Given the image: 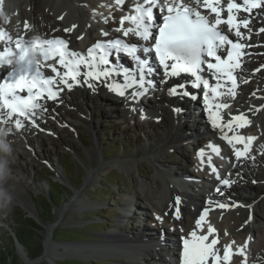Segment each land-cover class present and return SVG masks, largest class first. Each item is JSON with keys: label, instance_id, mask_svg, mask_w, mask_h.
I'll return each instance as SVG.
<instances>
[{"label": "rangeland", "instance_id": "374dc122", "mask_svg": "<svg viewBox=\"0 0 264 264\" xmlns=\"http://www.w3.org/2000/svg\"><path fill=\"white\" fill-rule=\"evenodd\" d=\"M57 1L58 0H22L21 3L22 8L27 15H29V12L30 14L31 12L36 13L39 20V26L43 24L49 28L51 22H46L43 19V16H47L49 13L51 15L52 12L53 15H56L57 12L63 9L65 14L57 17L60 18L63 23L64 21H67L66 24H70V20H72L71 23L75 25L76 20L79 18L76 9L78 7L75 5L67 6L65 4L66 0H63L64 2L62 0ZM77 1H80V4L84 7L92 4L90 3L92 2L90 0ZM63 4L64 6L66 5L65 8L61 7ZM59 7H61L60 10ZM10 11L11 10L6 9L4 12L5 14H8ZM16 16L17 13L15 14V19ZM40 19L42 21H40ZM69 26L65 25L62 28L55 27L50 30V32L60 31L63 33V31L65 32V28H68ZM253 31L254 30H252L251 33H245V35L254 34ZM258 37L259 36H257V39L254 42L264 41V34L259 38ZM261 37L263 39H261ZM261 45V48L263 47V56H260L259 60L252 61L247 71H250V69L257 64L264 63V43ZM260 73L264 75L263 71ZM260 73V76L256 75L254 78L252 77L253 79L249 82V88L263 86L262 81L264 79L262 78H264V76L262 77ZM258 77L262 78L260 79ZM246 92L247 91L242 94V97L240 98L241 100L236 103L240 108L246 107L247 102L244 101L248 97ZM83 93V98H79V93L74 94L75 96L72 98L66 96L63 103H60L62 106L57 105L58 107H56L58 108V115L48 114L45 116L47 120L46 125H43V128L50 131L51 135L47 137L41 135V137L37 138L36 136H33V133L31 135V132L28 129L27 133L26 131L25 133H22L24 139L30 137V140L32 141L29 143V146L26 147L28 151L25 149L27 144L26 142H23V140L20 141L26 145H12L11 149L15 153V162L30 167V169L26 168V171L29 170L28 175L30 178L27 175H24L25 177L20 175V177H22L24 181H27L25 188L28 190L27 194L30 198L29 201L31 206H26L28 208L26 209L23 205L15 203L11 206L8 213L2 214L5 219L4 222H0V239H8V236L14 233V229L19 227V219H39L38 215H36V205L40 200H43V198L49 197L51 187H59L58 185L60 184L62 189L67 192H60L63 195V200L61 201L60 206L55 207L53 211H51L50 215L52 216L53 221H49L46 224L39 221L40 227L41 225H54L52 228L53 230L49 229V233H46L42 227L40 229L41 231L38 232V243H42L45 240V237L48 236L49 239L46 242L53 243L55 246L52 250V258L47 261L50 263L52 262L53 264H79V262L89 264L94 262L100 264H118L113 259L117 258L116 256L114 257L111 254L106 253L105 257H98L96 254L97 252L91 251L90 249L92 248H89V246H98L105 241V237L104 239H101L98 238L99 235L107 236L110 233H119L125 236L128 235L131 238L139 235V228H142L146 224L148 226L150 225L146 219L149 220L151 218L152 220L155 215L151 205L156 197L158 200L157 191H163L164 177L161 175L158 176L156 179L157 187L154 184L142 187V183L150 181L156 173L154 163L149 160L148 157H142V154L144 149L153 142H157L162 146V135L167 128L163 123L137 124L132 116L129 119V116L122 114L121 111H113V109H111L113 104L108 102L110 100H107L104 94L99 93V97H101L99 100V97H97L96 94L88 93L87 95L84 90ZM86 116L88 117L86 118ZM253 123L254 122H252L249 129L248 127L245 128V133L247 132L250 134L251 132L252 135L255 134L260 136L259 128ZM3 134L4 133L0 129V138ZM204 137H206L205 134L200 136L201 139ZM187 140L181 137L178 145L172 144L170 148H163L162 153L158 155V159L165 168L163 171L168 169L170 173L173 172L175 175L185 173L188 178L193 179V175L196 174L199 176L200 174L195 173L193 169L194 167L188 168L190 162L193 160L194 151L191 150V142ZM118 142H120V144H118ZM37 145L40 148L36 149L35 147ZM104 150H109V152L105 154ZM263 157L260 158L259 161H256L255 164L252 162L254 175H250V172L248 173L243 167H241L242 163H239V166L236 163L238 173L240 172L239 170H241V172L238 177L239 179H233L234 186L238 184L237 180L240 182L236 187L239 189L238 193L242 194L244 198L247 199L251 196L258 195V199L254 205L253 214L255 227L254 241L252 242L254 244L251 243V248L255 250L261 243L264 244ZM131 159H140L139 164L133 166L128 171L120 168L123 173L117 175L116 171L113 169L115 166L117 167V164H113L120 161H130ZM61 163L64 165L63 168ZM64 163H67V166ZM239 167H241V169H239ZM89 171H91L90 175H88ZM68 179L71 180L77 188L70 185ZM31 182H34L43 188L38 189L35 185L32 186L30 184ZM198 192L201 195L202 191L200 188H198ZM145 195L147 196L145 197ZM202 195L204 196L205 193L203 192ZM219 198L224 199L223 197ZM127 200H132L136 203L138 210L136 213H138L139 216L134 222H132L131 219L127 220L119 216L122 215L119 208H123ZM76 201H80L81 203L79 204ZM55 209L60 210V215L55 213ZM244 210L245 208L240 206L231 213H225V215L220 214L223 215L221 218H218L219 214L214 216V219H218L219 229L223 232H221V234L225 235V238H231L232 235L231 239L244 238L245 233H243L244 235L242 234V222H244V219L247 217L246 210ZM145 216L147 217L145 218ZM190 218L191 217L188 215L185 216V220L187 219L186 226L188 223L190 224ZM194 222L195 221L193 220L192 223ZM64 229L73 233L67 238L62 234L64 233ZM150 230L152 231H150L151 233H147V236H150L151 234L152 237H154L155 234L158 233L153 228H150ZM225 230L228 231L226 232ZM27 239L29 240L28 237ZM94 239L98 241H90ZM258 240L260 241L256 242ZM63 242H68L69 246L72 245V247H75L72 242L78 243L75 248H72L71 246L63 248V246H61L64 245ZM9 244V241H5L4 243V245ZM17 245L18 246L15 247V250L19 264H28L31 259L27 257V251L23 246L19 244ZM39 248L36 258L42 253V246H39ZM77 248H80L78 254L80 253L81 255H76L75 249ZM113 253L115 254V252ZM84 254L87 255L85 256ZM92 255L95 257H90ZM144 264L148 263L144 262Z\"/></svg>", "mask_w": 264, "mask_h": 264}, {"label": "snow or ice", "instance_id": "6c2138e0", "mask_svg": "<svg viewBox=\"0 0 264 264\" xmlns=\"http://www.w3.org/2000/svg\"><path fill=\"white\" fill-rule=\"evenodd\" d=\"M114 2L123 7L124 0ZM191 2L196 5L195 8L187 6L183 0H137L131 14L120 18V27L116 31L122 32L126 39L134 36L143 44L127 43L120 39L107 43L97 42L88 48L86 55L71 50L68 42L63 39L34 37L26 40L18 35L13 40L11 35L0 30V42L5 44L0 50V69L6 66L11 68L6 74L0 72V122L9 126V133L13 123L16 130L23 128L24 121L32 127H38L35 117L47 111L42 101H57L61 91L64 89L71 91L75 86L81 85L95 91L96 84L100 83L107 87L110 93L125 99H128L126 95L128 90L132 89L130 96L135 100L146 94L145 77L153 71L148 59L142 58L138 53L143 52L145 57L149 53H154L160 68L164 70L166 80L185 74L192 78L193 88L203 87L208 119L213 128L221 131V138L233 147L237 162L254 159L251 156V145L256 138L245 137L237 131L251 126L252 121L246 115L240 114L226 123L223 122L219 110L229 105L215 101L223 95H230L233 98L236 96L238 83L235 72L241 68L242 56L248 55L243 50L255 46L239 41L245 38V32L251 33L253 10H264V0H227L226 8L222 0ZM157 8L163 14V22L159 25L156 24ZM3 10L4 0H0V14ZM224 12L227 13L226 18L223 17ZM207 13L214 17L212 21L208 19ZM221 25H226L228 32L233 33L237 40L234 41L225 34L221 30ZM75 27L73 25L72 28H66L65 32H71ZM24 28L26 30L29 28L27 22L24 23ZM154 28L157 29L155 33ZM257 34H264V25L258 28ZM102 35L106 36L107 33L102 32ZM248 38L251 39V36ZM153 40L154 43H151ZM13 44L14 49L11 47ZM221 49L227 51L226 58L218 54ZM113 51L129 57L135 66L134 72L114 66L109 60ZM204 65L216 80L215 85L202 78ZM45 69L52 75L46 76ZM260 70L258 68L256 71ZM118 76L123 77L122 83L113 79ZM184 87V84L174 85L169 89V95L188 96L187 91L178 92V89ZM191 98L196 99L195 96ZM261 110H264V106L255 108L257 112ZM236 145L243 147L237 148ZM208 147L213 153H219L216 146ZM197 155L202 158L203 151ZM210 159L211 157H209L211 167ZM212 170L216 171L215 168ZM217 179L220 177L217 176ZM221 183L227 186L231 181L224 179ZM217 192L223 194L220 188ZM180 203V199L177 198L173 205L176 209V219L180 218ZM216 206L228 209L240 205L219 203ZM207 216L206 210L196 221V229L201 233L204 232L203 224ZM156 219L160 220L161 217L157 216ZM251 221L252 216L245 223ZM210 237L212 239H209ZM219 243L217 230L210 224L206 234L198 235L197 231L191 232L189 238L183 239L180 264H231L233 255L244 256L243 249L233 251L231 245L224 246L221 254L217 248ZM244 264H247L246 258Z\"/></svg>", "mask_w": 264, "mask_h": 264}, {"label": "bare ground", "instance_id": "6f19581e", "mask_svg": "<svg viewBox=\"0 0 264 264\" xmlns=\"http://www.w3.org/2000/svg\"><path fill=\"white\" fill-rule=\"evenodd\" d=\"M21 1L22 0H4V10H3V13L1 14V17H0V25L3 26V28L6 27V29L8 31H10L11 34L14 35L15 37H17L18 35L23 36L24 39H26V40L34 38V37H40L42 39L43 38H49V37L54 36L55 33L54 34H48V33L50 32V30L54 29L55 27H61L62 28L65 25L69 26L70 24H72L69 26L70 28H72L74 25L73 23H71L72 20H70V24H66L67 21L66 22L64 21V23H63L60 20V18L57 17L59 15L65 14L64 9H63L59 12L56 11L57 12L56 15H53L52 14L53 12L50 15V13L48 12L49 14H47V16L46 15L43 16V19L46 22H48V23L51 22L49 28H48V26L46 27L43 24H41L39 26V20H38L36 13L33 11L35 14L32 12L30 14V12H29V15H27L25 13L24 9L22 8ZM90 1H92V2H90L92 4L84 7V6H82V4H80V1L66 0L65 4L67 6L68 5H75L76 7H78L76 9H77V13L79 15L78 16L79 18L75 22L76 27H75V29H73L74 31L73 30L71 32H64L63 31V33H65L64 36L59 35V33L56 34L57 37H59L60 39L67 41L69 44V48L73 51H76V52H79V50L73 45L74 44L73 42L77 38H79L82 43H85L87 45L86 46L87 48H90L92 45L95 44L93 40H90V31H91V28L95 27V28L99 29L103 26V24H100V20H103L105 22V19H107V21H108L110 15H113V16L117 15L115 17V20H117L118 17H122L123 15H126V14L129 15V10L127 8H124V9L120 8L119 9V8H117V6L114 5L113 1H111V0H110L111 2L106 1L107 3H105L104 1L101 4L98 3L99 4L98 6L95 5V3L93 2L94 0H90ZM96 1H99V0H96ZM124 1H125L124 3L127 2L126 6H128V4H129L128 1L127 0H124ZM183 2H186V0H183ZM66 5L64 6V4H63L61 7L65 8ZM126 6H124V7H126ZM61 7H59V10ZM6 9L11 10L10 13L5 14L4 11ZM201 10H203L202 7H201ZM203 12H204V10H203ZM16 13H17V16L15 19ZM242 15H244V14H242ZM263 16H264L263 12L260 13L259 11H253L251 28L253 27V25H256L260 22H262V25H264V19H262ZM47 18H49V19H47ZM40 21H42V20L40 19ZM25 22H27V24L29 25V28L27 30L24 28ZM127 26L128 25L126 24L125 27H127ZM259 27L255 28V29H258ZM221 28L224 32L228 33V30L223 25L221 26ZM242 31H244V30L242 29ZM260 36H262V34H259V37ZM256 39H257V37H252L251 38L252 41H250V40L244 41V44L255 45V44H261L262 43V42H254ZM258 51H260V49H258L255 46L254 47H248V48L244 49V52L248 53V54L254 53V52L256 53ZM79 53H82V52L80 51ZM252 61H254V58L252 56L248 57L247 55H243L241 58V68L237 69L235 72V76L238 79V82H237L238 87L236 88V92H243L246 90L248 91V92H246L249 95L248 98L246 99V102H247L246 106H247V109H249V110H250L249 106H254V108L264 106V83H263V86H260V87H253L252 86L253 88H248V89H247L246 85H244V83H243V79H246V78L250 79L253 77V74L251 73V71L249 73L247 71V69H249L248 67H250ZM263 68L264 67H262V69ZM46 70L47 69H45V71ZM260 72H262V71H260ZM259 73H258V75H259ZM260 74L262 77L264 76L262 73H260ZM114 78L120 79L119 76L114 77ZM258 78H260V77H258ZM259 82H260V80H259ZM100 86H102V84L97 83L95 91L106 90L105 88H99ZM171 86H173V85H171ZM76 87H79V86H76ZM76 87H74L71 91L67 90L69 92V97L72 98L75 96L74 94L79 93L80 94L79 98H83L82 96L84 93H83V90L81 88L82 85L80 86L81 89H76ZM181 91L183 92V90H181ZM130 92H131V89H129L128 92L126 93V95L128 96V100L131 101V102H129L127 100V104H132L135 106V105H137V103L135 102L136 100H134V103L132 102L133 100L131 99ZM194 94H196V91L194 92ZM156 95L157 96L154 98V102L150 101L149 103H150V106H152V111H153L154 117H156V118L161 117L162 118L161 123L165 124L167 130L162 135V139H161L162 146H160L157 142H153L151 145H149L147 148L144 149L143 154H142L143 155L142 157H148V159L154 163V165H155L154 168L156 170L154 177L146 183L143 182L142 187H144V186L147 187L151 184H154L157 187L158 185L156 184V179L158 178V176L161 175L164 177V180L162 179L163 180V191H161V192H160V190L157 191L158 200L156 197L153 201V204L151 205L153 207V208L152 207L151 208H152L153 212L155 213V218L157 216L161 217L160 220L155 219L156 223L158 222V223L164 224V226L167 225L170 228L171 227H178L181 225V231H183V229H184L185 233L187 231H189L190 229H194L193 231H197L198 235L199 234H206V230H207V227L209 226V224L211 226H213L214 228H215V226L217 228H219V224L217 223L218 221L216 220V218L214 219V216L218 215L219 212L223 213V214L228 213L226 211H230L232 209V207H230L228 210H226V209L221 210L219 207L216 206L217 204L225 203V204H229V205H233V204L234 205H244L243 207L246 210L247 217L246 218L244 217L245 218L244 219V227L245 228H244L242 234L243 233H245V235L253 234L254 233V227H255L254 226L255 220L253 218L254 205L256 203V200L258 199V195L251 196L247 199L244 198V196L242 194L238 193L239 189H238V187H236V185L234 186L232 179L229 180V181H231V185L229 188H227L230 192H224L226 200L216 196L214 191H212L214 189L209 191V196H210L209 201L203 200V197L198 192V188H199L198 184H204L207 187H209L211 185L218 187L217 184H219L218 180H211L210 177H208L206 179L205 178L202 179L203 182L198 181V180L192 181L193 179L188 178L186 176V174L183 173L181 175V177L188 182L185 184L177 182V185H172L174 183V178L172 177L173 175L170 173V171L168 169L163 171V169H165V168L159 162L158 155L160 153H162L163 148H165V147L170 148V146L172 144L178 145L180 143L181 137H183L187 140V139H190V135H192V134L203 135L202 132L204 131V128L202 127L200 121H194L193 123L190 122V121H192L190 119H192V118L196 119L197 118L196 117L197 112H192L193 109L190 108L189 106L183 107L186 110L184 112H187L186 113L187 116L180 115V114L176 115V113L173 112L174 110L178 111V110H176V108L178 106H181V105H178L177 101L174 100V98H173L174 95H169V88L166 91L158 93ZM100 99H101V97H99V100ZM49 102L50 101H42V103L44 105L45 104H49V106L52 105ZM151 102L153 105L151 104ZM219 102L225 103V104L227 103L226 101L225 102L219 101ZM114 103H115V106H121L123 104L119 98L117 99V101H114ZM184 109H182V110H184ZM223 109L224 108L219 110L220 115H223V112H225ZM247 109H246V107L238 108V106L234 105L231 108V110L230 109L228 110L230 117H226V116L222 117L221 116L222 120H224L223 122L226 123L227 121L231 120L232 117H234L236 115L243 114L245 111H247ZM253 115L248 114L247 118L250 119L252 122H254L253 124L257 128H259V130H260V133H259L260 136L257 135L259 137L258 138L259 139L258 140V148H259L260 152L264 153V151L262 150V149H264V148H262V146H264V110H261L259 112L256 111V114L254 116ZM87 117L88 116H86V118ZM185 118H186V120H185ZM187 119H189L190 121L186 122V121H188ZM165 122H167V123H165ZM195 122H197L198 127L195 124ZM153 123L154 122H152V124ZM157 123L159 124V122H157ZM186 123H188L187 126L185 125ZM1 126H3V125L1 124ZM10 127H11V132L9 133L8 132L9 126H6L4 124V126H3L4 134L1 135V138H0L1 143L3 145H6V147L8 149L7 156L5 157L6 162H7L6 163V169H5L6 178L4 179L3 183L0 184V190H2L5 193V195L8 197V210L6 212H0V222H4L5 218L3 217L2 214L8 213L13 204H15V203L21 204L26 209H28L26 206H31V203L29 201L30 198L27 194L28 190L25 188V186L27 185L26 184L27 181H24V179L22 178V177H25L26 175L30 178V176L28 175L29 170L26 171V168L30 169V167H27L24 164L16 163L15 159H14L15 153L11 149L12 145L19 144V146H23V144L24 145H26V144L17 138L18 134L16 133V130L13 129L12 126H10ZM205 130L208 131V127ZM252 130H254V129H252ZM237 131L240 134L247 137L241 131V129H238ZM30 132L32 135L33 132L31 130H30ZM217 132H218V134L222 135V133L219 129H217ZM225 132H227V129H225ZM21 133H24V132H21ZM250 134H251V132H250ZM229 135H231V133H229ZM236 147L242 149L243 146L242 145H236ZM226 155L228 156L229 162L231 164L230 165L231 166L230 173L237 174L238 168L236 167V163H242V162H237L233 153L232 154L228 153ZM254 155H255V153L251 152V156H254ZM131 156H133V155H131ZM139 161H140V159H131L130 161L115 162L113 165L117 164V167L125 169L126 171H128L133 166L138 165ZM243 163H245L248 171H250V174H253L254 168L252 167V162H250V160L248 159L246 161H243ZM23 168H25V169H23ZM90 174H91V171H89L88 175H90ZM20 175L22 177H20ZM30 184L32 186L35 185L36 188H38V189L43 188L41 186H38L34 182H31ZM228 186L229 185H227L226 187H228ZM29 188H31V187H29ZM146 196L147 195H145V197ZM177 198H179L181 201V203L179 205V209H180V218L179 219L175 218L176 209H175V207H173ZM229 200H230V202H229ZM76 202L79 204L81 203L80 201L79 202L76 201ZM206 210L208 211V216L206 217V222L203 224L204 232L201 233L198 229H196V221H197L196 219H198ZM186 215L191 217L189 220L191 222H190V224L188 223L187 226H186V220L187 219L185 220ZM250 216H252V221L250 223L245 224V222L249 220ZM192 218L195 221L194 223H192L193 222ZM214 220H215V223H214ZM146 231H147V233H151L150 231H152V230L149 229ZM169 232L170 231L167 232V235L165 233L162 236H160V233H157V234H155V238L152 237L151 234H150V236H147V237L144 234V236H141V235L133 236L134 237L133 239H130V237H127L123 234L110 233L107 236H105V241L101 245L92 246V247L89 246V248L94 249V252L109 253L114 257L116 256L117 258L118 257L121 258V257H123L122 254H125L126 256L129 257L128 259H130V260H135L137 258H140V256L142 254H146V255H149L150 260L152 262H156L155 264H157V263L165 264V263L171 262L168 259V257L171 258L174 255L173 253H174L175 244H173L171 242L172 244L169 243V244L164 245L163 243H160L159 240L162 237H165V239H168V238L169 239H175L176 235L171 234L173 232H171V233H169ZM187 235H189V233ZM218 235H219V232H218ZM221 235L223 236L224 241L221 240L220 243L217 245V248L221 251V254H222L223 247L228 245L227 242L231 241V238L233 235L231 236V238H228V237L225 238L224 237L225 235H223V234H221ZM209 239H212V237H210ZM235 239H234V241H232V243L235 242ZM260 240H258L256 242H259ZM252 241H254V240H252ZM179 243L180 242L177 243V246H179L178 245ZM245 244L246 243L239 242V241H238V243H234V245L238 248V250L243 249V253H244L243 257L241 255H239V257H238V255H235L236 260L238 259L237 264H244L245 258L247 259V257H248V256H246V250H249V247H248V243L246 245ZM166 245H172L173 249L171 250V248H168L167 251L163 250L164 246H166ZM54 247L55 246L53 245V243L46 242L45 259L50 260L52 258V256H53L52 250ZM155 247H158L160 250V254H158L157 260L155 257L156 256L155 250H154ZM72 248H75V247H72ZM99 248H101L100 251H99ZM66 250H68V249H66ZM78 252H80V248L75 249L76 255L80 254V253L78 254ZM113 252H115V254ZM250 254H251L252 259L250 261H248L247 264H256L259 262L264 264V244L263 243H261L256 250L251 248ZM84 255L86 256L87 254H84ZM90 257H95V256L92 255ZM231 260H232V258H231Z\"/></svg>", "mask_w": 264, "mask_h": 264}, {"label": "trees", "instance_id": "16d2710c", "mask_svg": "<svg viewBox=\"0 0 264 264\" xmlns=\"http://www.w3.org/2000/svg\"><path fill=\"white\" fill-rule=\"evenodd\" d=\"M120 144V142H118ZM118 146V145H117ZM105 154L109 152V150H104ZM67 166V163H64ZM61 166L63 168V163H61ZM118 175V174H117ZM68 183L72 185L73 187L77 188V186L68 179ZM59 187H51V191L49 193L48 198H43V200H40L38 204L36 205V212L38 214L39 220L46 224L49 221H53L51 214V211H53V208L60 206L61 201L63 200L62 193H66L67 191L62 189V186L59 184ZM62 192V193H60ZM19 227L14 229V236L10 234L8 236V239L1 238L0 239V264H19L18 256L15 250V242L14 238L18 242L19 245L23 246V248L27 251V257L29 259H35L38 254L39 246L41 247V243H38L39 240L38 232L41 231V227L33 220V219H19ZM106 223V222H105ZM62 233L65 235V237L68 238V236L71 235V231L65 230ZM29 238V240L27 239ZM38 239V240H37ZM90 240V241H95ZM5 241H9V245H4ZM79 241V240H76ZM81 241V240H80ZM7 246V247H6ZM102 263V262H101ZM62 264V263H57ZM71 264V263H69ZM79 264H89V263H81ZM92 264H100V263H92Z\"/></svg>", "mask_w": 264, "mask_h": 264}, {"label": "water", "instance_id": "95a60500", "mask_svg": "<svg viewBox=\"0 0 264 264\" xmlns=\"http://www.w3.org/2000/svg\"><path fill=\"white\" fill-rule=\"evenodd\" d=\"M114 169V171H116V174H118L119 175V173H123V171H122V169H120L119 167H114L113 168ZM69 188V187H68ZM54 209V208H53ZM59 212H60V210H57V209H55V213L56 214H58V215H60L59 214ZM36 215H38L37 214V212H36ZM35 220V222L39 225L40 223H39V219L38 218H35L34 219ZM54 226V225H53ZM53 226L51 225V226H43V225H41V227L46 231V233H49V229H51V228H53ZM12 236H14V234L12 233ZM49 239V237L47 236V237H45V240L41 243V245H42V253H41V255L38 257V258H36V259H34V260H31V261H29V263L28 264H42V263H47V264H53L52 262L50 263L49 261H47V259H45V254H46V241ZM14 242H15V247H17L18 245V242L16 241V239L14 238ZM64 243V245H61V246H63V248L64 247H66V246H69V243L68 242H63ZM68 243V244H67ZM73 243V246H75V247H77V243L78 242H72ZM70 246H72V245H70ZM69 246V247H70ZM100 249L101 248H99V251H100ZM91 251H94V249H90ZM103 250V249H102ZM64 251V250H63ZM97 255H98V257L100 256V257H105L106 256V253L105 252H101V253H99V252H97L96 253ZM122 255H124V254H122ZM108 256V255H107ZM98 260V259H97Z\"/></svg>", "mask_w": 264, "mask_h": 264}, {"label": "clouds", "instance_id": "9594fccd", "mask_svg": "<svg viewBox=\"0 0 264 264\" xmlns=\"http://www.w3.org/2000/svg\"><path fill=\"white\" fill-rule=\"evenodd\" d=\"M8 149L2 143H0V184L3 183L6 178V159ZM8 210V197L0 190V212H6Z\"/></svg>", "mask_w": 264, "mask_h": 264}]
</instances>
